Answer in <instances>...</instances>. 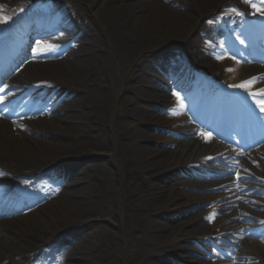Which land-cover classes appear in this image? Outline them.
I'll return each instance as SVG.
<instances>
[{
    "label": "bare ground",
    "instance_id": "bare-ground-1",
    "mask_svg": "<svg viewBox=\"0 0 264 264\" xmlns=\"http://www.w3.org/2000/svg\"><path fill=\"white\" fill-rule=\"evenodd\" d=\"M29 1L34 2L30 8L22 7ZM50 1L59 2L58 11L52 12V5L46 8L45 0H0V14L12 17L0 23V41L7 37L5 28L36 26L40 33L55 24L61 33L56 41L44 43L68 51L29 61L26 76L19 79L23 74L19 71L6 84V103L0 104V111L9 109L0 116V172L4 173L0 212L12 208L13 215L0 219V264H28L25 256L33 259L30 264H46L43 258L51 248L64 250L62 264H117L118 242L124 252L122 264H159L169 259L177 264H209L204 251L211 246L233 252L229 262L212 264H264V208H257L258 202L264 204V150L263 155L255 152L240 161L239 156L246 154L229 155L205 138L194 139L191 127L181 134L185 139L157 133L178 135L186 124L180 111L187 110L199 126L221 137L227 133L240 137L246 133L252 140L264 137V113L256 100L246 90L232 87L264 74L257 66L237 60L247 54L245 45H256L264 31L250 35L239 29L242 23L236 14L220 12L235 0ZM254 2L260 5L259 0ZM220 14L235 35L228 38L201 25ZM230 53L237 59L227 57ZM221 54L225 58L218 60ZM194 65L220 73L221 81L240 95L249 113L216 103L206 112L198 110L201 98L213 90L195 75ZM229 68L233 71H226ZM258 82L251 91L264 88V81ZM192 83L202 87V94L181 93ZM167 84L179 88L182 103L162 94ZM36 86L24 103L21 95ZM157 108L169 118L157 114ZM230 122L239 126L229 128ZM79 157L91 162L68 167ZM58 168L65 171L57 177ZM237 172L247 182L241 180L237 186ZM227 173L234 174L225 180L233 184L232 190L217 195L221 206L213 210L222 216L209 220L210 212L196 215L201 204L213 199L196 192L221 187L210 178ZM15 191L25 196L24 204L7 205L3 199ZM93 200L115 218L111 229L101 234L111 248L108 253L102 249L103 255L82 237L69 242L54 231L60 230L58 224L72 222L74 228L92 224L95 212L89 203ZM65 207L72 208V219L64 214ZM23 208L27 210L18 215ZM186 216L191 217L183 220ZM206 220L211 221L210 229L200 226ZM117 228H126V234L119 235ZM109 253L114 255L110 261Z\"/></svg>",
    "mask_w": 264,
    "mask_h": 264
},
{
    "label": "rangeland",
    "instance_id": "rangeland-1",
    "mask_svg": "<svg viewBox=\"0 0 264 264\" xmlns=\"http://www.w3.org/2000/svg\"><path fill=\"white\" fill-rule=\"evenodd\" d=\"M33 3L34 2L29 1V3H26L27 5L26 4H23L22 7L31 5ZM44 4H45V7L48 8V9L50 8L49 6H51V5L54 6V7H51L50 8V9H52V8L58 7L59 2H57V1L56 2H53V1H50V0L49 1L48 0H45ZM226 8H228V7H225L224 9H226ZM224 9H222V11ZM205 22L206 21L203 20L202 23H201V25L203 26V24ZM58 32H59V29H54L53 31L45 34L43 37H45V39H48V38L51 39V38H54L58 34ZM31 41H35V37H33ZM31 41H30V43H33ZM33 47H35V45H32V48ZM30 49H31V44H30ZM67 52H68L67 49H65V48L62 49V48L59 47V49L57 51H53V52H51V54H55L56 56H60V55H62L64 53H67ZM29 61H31V58L28 57V54H26V56H23V58H20L19 62L17 64H15L14 68H12L10 70V72L8 73V75L2 77L3 80L0 81V88H2L5 84H8V82L12 78H14L15 75L19 71L20 72L21 71L23 72V74H21L19 76L20 77L19 79H22L23 76L26 74L25 68L27 67L26 64H28ZM262 63H260V64L264 66V62H262ZM194 66L195 67H198L199 69H202L205 72H209L211 74L213 73V71L211 69H205V68L203 69V68H201L200 65H194ZM22 68H23V70H22ZM127 73L128 72H125L126 75H127ZM125 74H124V76H125ZM137 74H141L140 71H137ZM218 74H220V73H216V75H215V78H217V79H219L220 76H221V75L219 76ZM212 75H214V73ZM153 76L154 77H159L160 79H162V77L160 75H158V73L153 74ZM156 80H157V78H156ZM171 91H173L172 88L171 87H168V94H170L169 92H171ZM163 93L164 94H167L165 92V90L162 91V94ZM155 111H156L157 114H160V115H163V116L169 118L168 115H166L164 112H162L159 108H157ZM187 117H188V115L186 114L185 115V118H187ZM31 125L35 126L34 123H31ZM181 132H183V130ZM157 133H160L161 135L166 136V137H172V138H174L173 135H171L169 132H166V131L165 132H157ZM209 135H210V133H209ZM213 141H214L215 145L218 146V148H219V146L220 147H223V146L226 147V145L227 146H233L234 147L235 146V143L237 142L236 139L234 140V143H233V142H231L229 140L228 141L220 140V139L216 140L214 138H213ZM155 147L157 148L158 146H155ZM262 147H264V139L260 140V142H258L257 144H255V146L253 147V150L254 149H257V148H262ZM227 151L226 152L228 154H230L232 152V150H229V149H227ZM261 151H263V150H261ZM261 151H260L259 156L260 155H263V153ZM256 157L258 158V156H256ZM90 162H91V159H89V158L79 157V158H77V162L76 163H74V161L73 162L69 161V163H67V165L70 168H73V167L74 168H79V167H83L84 165L89 164ZM99 162H101V161H99ZM104 165L112 173H117L118 172L117 169H113L111 167L109 168L106 164H104ZM64 171H65V169L58 168L57 171L55 172V176L58 177V176L63 175V172ZM230 177L231 176H220L219 178H217L215 180L213 178L211 180H213L215 182H218V180H225L226 178H230ZM62 180L63 181L66 180L67 181L68 180V177L66 176ZM213 185L224 186V187L231 186V185H229L227 183H223V184L222 183L221 184L214 183ZM211 188H213V189H211ZM211 188H210L211 190H208L206 192H196L198 195H201V196L202 195H205V196H209L211 199L213 198L212 201H210V202H204V204H201V206L197 210L198 212L195 213L196 215L197 214L198 215L199 214H202L203 212H207V213L210 212V213H212L213 210H219L218 207L221 206V201L218 200L219 198H217L216 195L217 194H224V191H225L224 189L225 188H219V187H217V188L215 187L214 188V186L211 187ZM96 194H99V193H96ZM214 199H216V200H214ZM257 204H258V207L257 208H262V207L264 208L263 202H259ZM89 205H90L89 209H91V210H93L95 212L94 215L92 214L93 215V218H94L93 221H92V224L91 223H87V224H91L90 229L87 227V224H84V223H81V226L80 227L74 228V225L71 222L68 226L66 224H64V223H63L64 225H59L58 224L57 227H60L61 226L60 230H58L57 228H55L54 231L57 230L60 233L59 234L60 240L63 239V238L64 239L67 238L69 240V242L70 241L72 242V239L75 241V238L76 237H82V238H84V241H86L85 243L87 245L89 244L90 246H92V248H96V247L99 248L101 250L100 255H103L102 249H105L106 252L108 253L111 248H109V246L107 245V243L102 242L103 238H101V234H102V231H106L108 228H110L111 221H113L115 218L113 216H111V215L110 216L107 215L105 213V210L101 209L102 206H101V203L99 201L93 200L92 202L89 203ZM209 205H212V206L209 207ZM60 206H62V203L60 204ZM64 209H66V207ZM64 209L62 208V212L64 211ZM261 211H263V210H261ZM72 212H73L72 208H69V209H66L65 210L64 214L68 215L71 218L72 217ZM215 212L217 213L218 211H215ZM21 213H24V211H22ZM21 213H19L18 215H20ZM220 213L221 212L217 213V215L215 216V218L221 217L222 214H220ZM189 217H191V216H186V217H184L183 220L188 219ZM0 219H5L6 220V218L2 217V215L0 216ZM258 223L259 222H256V224H258ZM200 226L201 227H206L207 229L208 228L210 229V227H211V221L206 220V222L200 224ZM76 230H78V232ZM54 231H53V233H54ZM113 231H116V230H113ZM208 231H210V230H208ZM126 232H127V229L126 228L125 229L124 228H122V229L121 228L120 229L117 228V233L119 235H122L123 236V235L126 234ZM76 234H77V236H74ZM108 243H109V245H111L110 242H108ZM184 244L185 245H189V246L195 248L194 245L191 244V243L188 244V243L184 242ZM54 245H55L56 248L62 249L57 244H54ZM222 245L225 246V247H227L225 245V243H222ZM85 247H86V245H85ZM68 250L70 251L69 246H68ZM44 252H46V250ZM208 252L211 253V255L208 254ZM232 253L233 252L229 248L228 249H224V248L217 249V248H215L213 246L208 247V250H206V252L204 251V255H205V257H207V259H208L207 261H208L209 264H212L213 262H217L218 263V262H222V261L229 262L228 260H230ZM64 254H65L64 250L63 251H58V250H54V248H51V250L48 249V251L45 253L46 264H62L61 260L64 259V257H63ZM109 254H110V256H109V261H110V259H112V256L111 255H113V254H111V253H109ZM123 255H124V252L121 250V243L118 242V253H115V256L113 255L115 258H117V260H118V257H120L119 258V262H117V264H122ZM121 257H122V259H121ZM25 258L26 259H28V258L30 259L31 257L25 256ZM249 261L252 262L253 261V258L250 259ZM159 264H177V263L176 262H173V260L169 259L168 262H166V263L165 262H161Z\"/></svg>",
    "mask_w": 264,
    "mask_h": 264
},
{
    "label": "snow or ice",
    "instance_id": "snow-or-ice-1",
    "mask_svg": "<svg viewBox=\"0 0 264 264\" xmlns=\"http://www.w3.org/2000/svg\"><path fill=\"white\" fill-rule=\"evenodd\" d=\"M245 2L249 3L250 6L252 8H254L257 12L264 15V0H259L261 7H258L257 3L254 2V0H245ZM28 7L30 8L31 5H28ZM233 10L235 11V9H233ZM2 11H3V6L0 5V13H2ZM20 11L23 12V11H25V9L21 8ZM11 19H12L11 16H4V15L0 14V23H7ZM209 23H211V21H209ZM241 43H243V41H241ZM59 47L60 46L55 45V44H51V43H41V41L38 40L36 42V46L33 48V57L37 58L39 56L51 53L53 51H57L59 49ZM217 58L218 59L223 58V54H221ZM237 63H239V61H237ZM226 71H233V69L229 68V69H226ZM259 79H264V76H261L259 78L258 77H251L250 79L242 81L241 83H239L237 85H233L232 87L242 89V90H246L248 95L250 97H252L254 100H256L257 107L259 108V111L261 113H264V88L259 89L255 92L250 90L251 86L254 83L258 82ZM8 87H9L8 85H4V87L0 88V93H3L5 91V89ZM173 95H176V93H173ZM177 99L179 100L178 96H177ZM5 103H6L5 97L0 95V104H5ZM8 110L9 109L6 108L3 111H0V116L5 115V111H8ZM209 159H211V158H209ZM3 174H4L3 172H0V175H3ZM236 176H237V186L241 180H244L245 182H247L246 178L240 176L239 172L236 173ZM221 187H224V186H221ZM211 206L212 205H209V207H211ZM216 215H217V213L215 211H213L212 213L209 214L207 219L211 220Z\"/></svg>",
    "mask_w": 264,
    "mask_h": 264
}]
</instances>
